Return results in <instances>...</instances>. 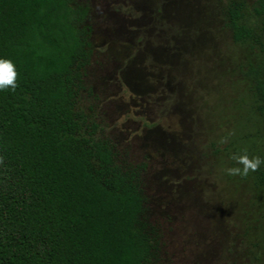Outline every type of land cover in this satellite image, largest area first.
<instances>
[{"label":"rangeland","instance_id":"374dc122","mask_svg":"<svg viewBox=\"0 0 264 264\" xmlns=\"http://www.w3.org/2000/svg\"><path fill=\"white\" fill-rule=\"evenodd\" d=\"M91 57L79 104L122 161L144 164L156 264H264V185L233 157L264 156L241 74L261 46L234 43L227 10L254 0H74Z\"/></svg>","mask_w":264,"mask_h":264},{"label":"trees","instance_id":"16d2710c","mask_svg":"<svg viewBox=\"0 0 264 264\" xmlns=\"http://www.w3.org/2000/svg\"><path fill=\"white\" fill-rule=\"evenodd\" d=\"M87 13L74 0H0V55L17 72L0 90V264H156L144 164L122 161L79 104ZM227 25L234 43L263 51L264 0L231 5ZM240 72L264 121V54Z\"/></svg>","mask_w":264,"mask_h":264},{"label":"clouds","instance_id":"9594fccd","mask_svg":"<svg viewBox=\"0 0 264 264\" xmlns=\"http://www.w3.org/2000/svg\"><path fill=\"white\" fill-rule=\"evenodd\" d=\"M17 72L11 59L0 55V90H14L16 88ZM242 165L241 168L232 167L226 169L228 174L240 173L246 174L249 169L255 170L261 159L253 156L249 158L246 154L236 155L233 157Z\"/></svg>","mask_w":264,"mask_h":264}]
</instances>
